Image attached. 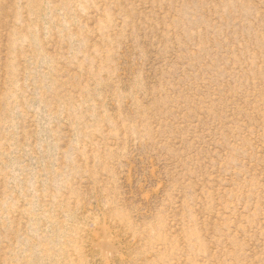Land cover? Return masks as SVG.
<instances>
[{
  "label": "rangeland",
  "instance_id": "1",
  "mask_svg": "<svg viewBox=\"0 0 264 264\" xmlns=\"http://www.w3.org/2000/svg\"><path fill=\"white\" fill-rule=\"evenodd\" d=\"M0 264H264V0H0Z\"/></svg>",
  "mask_w": 264,
  "mask_h": 264
}]
</instances>
